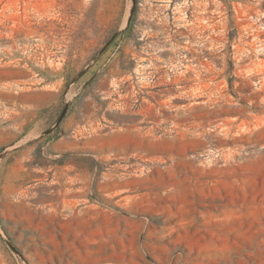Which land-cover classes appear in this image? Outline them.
Listing matches in <instances>:
<instances>
[{"label":"rangeland","instance_id":"rangeland-1","mask_svg":"<svg viewBox=\"0 0 264 264\" xmlns=\"http://www.w3.org/2000/svg\"><path fill=\"white\" fill-rule=\"evenodd\" d=\"M189 1L0 0V264H264V0Z\"/></svg>","mask_w":264,"mask_h":264},{"label":"built area","instance_id":"built-area-1","mask_svg":"<svg viewBox=\"0 0 264 264\" xmlns=\"http://www.w3.org/2000/svg\"><path fill=\"white\" fill-rule=\"evenodd\" d=\"M183 2H184V0H183ZM188 2H189V3H191L189 0H185V2H184V3L186 4V3H188ZM257 19L259 20V19H260V17L258 16V17H257Z\"/></svg>","mask_w":264,"mask_h":264},{"label":"bare ground","instance_id":"bare-ground-1","mask_svg":"<svg viewBox=\"0 0 264 264\" xmlns=\"http://www.w3.org/2000/svg\"><path fill=\"white\" fill-rule=\"evenodd\" d=\"M151 74V73H150Z\"/></svg>","mask_w":264,"mask_h":264}]
</instances>
